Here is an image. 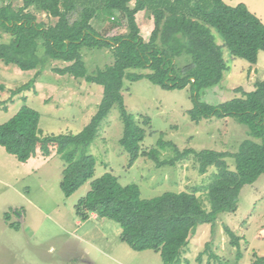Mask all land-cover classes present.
Wrapping results in <instances>:
<instances>
[{
  "label": "trees",
  "instance_id": "obj_1",
  "mask_svg": "<svg viewBox=\"0 0 264 264\" xmlns=\"http://www.w3.org/2000/svg\"><path fill=\"white\" fill-rule=\"evenodd\" d=\"M10 1L0 0V38L1 32L11 37L8 43L0 44V62L24 72L36 71L37 76L49 60L62 61L68 65L52 69L55 74L99 85L103 97L89 124L77 134L43 135L39 114L24 105L0 125V148L22 164L36 156L58 155L65 163L60 189L66 198L86 182L90 185L75 205L79 219L86 221L90 214H95L97 218L111 220L120 226V240L133 251L151 250L159 253L162 264H177L195 227L209 225L213 234L219 215L234 214L241 190L264 174V81H256L251 91L234 89L239 95L219 105L199 99V93L218 85L227 70L222 46L216 43L212 30L222 38L232 58L256 65L258 54L264 52L263 23L244 4L228 6L222 0H21L22 6L16 8ZM142 11L153 17L154 28L147 41L141 37L136 23V15ZM36 13L56 22L45 25L37 21ZM76 13L78 17L72 20ZM113 13L124 16L127 30L104 38L91 21L109 19L118 27L121 19ZM39 47H43L42 56L38 55ZM84 48L110 50L113 61L93 74H86L81 57ZM181 59L183 65L179 64ZM141 79L165 91L187 88L193 104L187 115L192 122L231 117L247 128L249 137L258 140L246 139L235 153H224L207 149L179 151L173 143L160 138L158 149L170 146L175 153L173 158L163 161L157 149H150L148 156L157 167L174 166L192 155L200 175L210 167L216 168L213 180L205 187L209 211L202 207L195 193L166 192L153 199H142L137 185L121 186L110 173L93 179L95 160L88 149L112 107L118 108L123 124L119 145L129 155L128 167L142 154L140 144L145 130L126 111L122 96L124 81ZM34 82L35 77L17 92ZM12 103L11 99L1 102L0 110L7 111V104ZM149 124L146 117L143 126ZM227 158L234 161L232 171ZM225 231L231 236V246L237 247L238 237L228 228ZM211 258L214 263L219 261L214 254ZM196 263L204 264L200 255ZM251 264H264V257H256Z\"/></svg>",
  "mask_w": 264,
  "mask_h": 264
},
{
  "label": "rangeland",
  "instance_id": "obj_2",
  "mask_svg": "<svg viewBox=\"0 0 264 264\" xmlns=\"http://www.w3.org/2000/svg\"><path fill=\"white\" fill-rule=\"evenodd\" d=\"M10 2L15 8L22 6L21 0ZM225 2L233 6L241 1ZM130 6H134V1ZM113 14L121 19L118 27L109 19L91 21L92 27L104 38L124 34L127 30L124 16ZM142 16L136 23L144 27L140 34L147 41L151 27L146 29V18L151 14L145 11ZM36 17L45 25L56 22L43 13H36ZM77 17V13L72 15V20ZM258 18L264 25V13ZM212 32L216 43L222 46L227 70L218 85L199 93V99L209 105H219L239 95L234 89L251 91L256 81H264V52L259 53L256 65H249L232 58L222 38L216 31ZM10 39L1 32L0 44ZM42 54L43 47H39L38 55ZM81 57L86 74H93L113 61L107 49L84 48ZM179 64L183 65L184 61L179 60ZM67 65L49 60L36 76V71L24 72L15 65L0 62V86L3 87L0 103L9 99L13 102L7 104V111L0 110V125L24 105L39 114V129L43 135L77 134L88 125L102 100L103 88L52 71ZM34 77L33 86L17 92ZM122 96L126 111L145 130L140 144L142 154L128 167L129 155L119 145L123 124L118 108L112 107L88 149L95 160L93 179L110 173L121 186L137 185L142 199H153L166 192L195 193L202 207L209 211L205 187L213 180L216 168L210 167L200 175L192 155L174 166L157 167L148 156L150 149H157L163 161L173 158L175 153L170 146L158 149L160 138L173 143L179 151L207 149L224 153H235L246 139L258 140L249 137L247 128L231 117L192 122L187 115L193 106L187 88L165 91L146 79L124 81ZM146 117L150 124L143 126ZM226 163L229 170H234L233 159L227 158ZM64 167V161L55 154L48 158L36 156L22 164L0 148V264H162L159 253L136 252L123 243L117 223L97 218L95 214H90L86 221L79 219L75 205L86 195L90 185L86 182L66 198L60 189ZM226 228L238 237L237 247L231 246ZM211 254L219 261L214 263ZM198 255L204 264H251L256 257H264V174L241 190L234 214L219 215L213 234L209 225L195 227L177 264H198Z\"/></svg>",
  "mask_w": 264,
  "mask_h": 264
},
{
  "label": "crops",
  "instance_id": "obj_3",
  "mask_svg": "<svg viewBox=\"0 0 264 264\" xmlns=\"http://www.w3.org/2000/svg\"><path fill=\"white\" fill-rule=\"evenodd\" d=\"M225 4V0H222ZM228 2L227 3H231V1H234V0H227ZM235 1H238V0H235ZM241 1L240 3L239 2H236L237 4H234L233 6H236L238 4H244L246 6V8L248 9V11L250 13H252L253 15H255L257 18L258 16L261 14V13H264V0H239ZM228 5V4H226ZM230 6V5H228ZM145 11H142V12H139L137 15H136V21L143 17L142 15L144 14ZM143 13V14H141ZM259 19V18H258ZM260 20V19H259ZM261 21V20H260ZM146 29H148L149 27H151V32L153 30V27H154V23H153V17L151 16L150 18H146ZM138 27H139V30L140 32L144 31V27L140 26L139 23L137 24ZM141 35V34H140ZM143 36V35H142ZM144 38V37H143ZM259 55V54H258ZM93 216V214H91Z\"/></svg>",
  "mask_w": 264,
  "mask_h": 264
}]
</instances>
